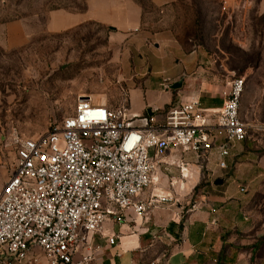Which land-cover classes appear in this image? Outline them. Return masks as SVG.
<instances>
[{
	"label": "rangeland",
	"instance_id": "1",
	"mask_svg": "<svg viewBox=\"0 0 264 264\" xmlns=\"http://www.w3.org/2000/svg\"><path fill=\"white\" fill-rule=\"evenodd\" d=\"M91 1L0 0L1 189L15 170V137H38L54 130L73 115L79 96L93 95L114 107L128 98L126 88L112 83L120 76L119 55L125 48L124 42L111 40L114 27L85 20L54 30L53 23L73 24L81 19ZM116 1L141 7V29L149 32L152 46L157 33L167 32L184 53L195 54L196 69L213 68L221 79L246 78L241 118L247 134L233 146L237 156L232 163L226 169L220 167L217 147L201 154L170 151L158 166V185L149 186L142 195L156 187L171 194L183 207L181 213H186L202 197L218 193L225 182L235 189L239 180L231 172L238 162H249L247 174H254L249 167L264 165V0H174L164 6H155L152 0ZM152 87L161 88L157 83ZM183 164L189 169L188 178L181 175ZM263 165L261 178L243 185L246 192H239L250 200L253 224L262 232ZM218 178L223 183L216 185ZM36 254V264H48L41 253Z\"/></svg>",
	"mask_w": 264,
	"mask_h": 264
},
{
	"label": "built area",
	"instance_id": "2",
	"mask_svg": "<svg viewBox=\"0 0 264 264\" xmlns=\"http://www.w3.org/2000/svg\"><path fill=\"white\" fill-rule=\"evenodd\" d=\"M245 86L244 76L229 75L218 109L191 101L171 107L161 120L132 116L126 100L109 107L82 95L54 130L15 137V170L0 188V264H36L37 249L48 264L92 263L102 247L88 236L102 235L109 217L122 221L126 211L145 215L173 202L171 194L142 197L170 151L201 154L218 147L226 169L231 149L247 134ZM180 172L190 175L184 164ZM115 241L108 237L109 244Z\"/></svg>",
	"mask_w": 264,
	"mask_h": 264
},
{
	"label": "crops",
	"instance_id": "3",
	"mask_svg": "<svg viewBox=\"0 0 264 264\" xmlns=\"http://www.w3.org/2000/svg\"><path fill=\"white\" fill-rule=\"evenodd\" d=\"M173 1L152 0L155 6ZM126 2L122 5L113 0H93L81 19L73 24L53 23L54 30H64L85 20L114 27L111 40L124 42L125 48L119 55L120 76L112 83L128 90L126 101L132 116L149 115L161 120L171 107L191 101H200L208 109L221 107L228 77L219 78L213 68L196 69L195 54L184 53L167 32L157 33L153 49L149 32L141 29V7ZM179 82L181 87L172 89ZM155 83L161 88H153ZM234 148L226 158L230 164L237 156ZM217 150L219 153L218 147ZM248 163L238 162L233 168L231 176L239 180L235 189L225 182L218 193L202 197L186 213H181L183 207L173 200L160 204L149 214L126 211L122 221L112 218L103 227L102 235L88 236L94 246L102 247L90 264H264V232L253 224L250 200L244 194L239 195L240 186L261 178L263 163L257 168L249 167L248 171L253 170L254 174H247ZM155 178L157 186L159 176ZM164 193L155 187L143 198L167 195ZM113 236L116 241L111 245L108 237ZM35 252L44 256L38 250ZM86 253L82 249L81 254ZM79 258L80 255L76 257Z\"/></svg>",
	"mask_w": 264,
	"mask_h": 264
},
{
	"label": "water",
	"instance_id": "4",
	"mask_svg": "<svg viewBox=\"0 0 264 264\" xmlns=\"http://www.w3.org/2000/svg\"><path fill=\"white\" fill-rule=\"evenodd\" d=\"M181 84H182L181 82L174 84L172 86V89H178V88H180L181 87ZM148 112H149L150 115L152 114L150 110ZM222 183H223V179H221V178H219V179H217L215 181V184L216 185H219V184H222Z\"/></svg>",
	"mask_w": 264,
	"mask_h": 264
},
{
	"label": "bare ground",
	"instance_id": "5",
	"mask_svg": "<svg viewBox=\"0 0 264 264\" xmlns=\"http://www.w3.org/2000/svg\"><path fill=\"white\" fill-rule=\"evenodd\" d=\"M103 96H104V95H103ZM98 101L102 102V101H101V100H99V99H98ZM103 103H105V102H103Z\"/></svg>",
	"mask_w": 264,
	"mask_h": 264
}]
</instances>
